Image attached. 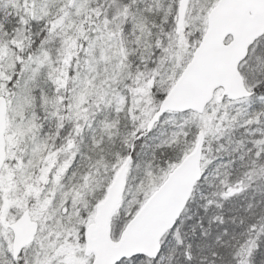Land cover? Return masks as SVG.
I'll return each mask as SVG.
<instances>
[{"label": "snow or ice", "instance_id": "obj_1", "mask_svg": "<svg viewBox=\"0 0 264 264\" xmlns=\"http://www.w3.org/2000/svg\"><path fill=\"white\" fill-rule=\"evenodd\" d=\"M0 264H264V0H0Z\"/></svg>", "mask_w": 264, "mask_h": 264}]
</instances>
